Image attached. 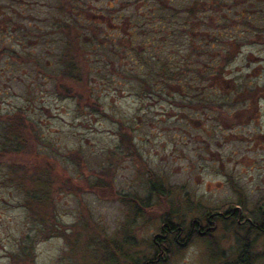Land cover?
Masks as SVG:
<instances>
[{"label":"rangeland","instance_id":"rangeland-1","mask_svg":"<svg viewBox=\"0 0 264 264\" xmlns=\"http://www.w3.org/2000/svg\"><path fill=\"white\" fill-rule=\"evenodd\" d=\"M155 1L90 0L89 9L97 17L110 7L149 21L144 28L156 43L138 46L140 57L149 60L160 52L161 60L170 58L185 76L183 89L175 82L161 88L147 78L145 67L138 71L125 50L120 57L108 49L91 56L88 40L81 39L69 55L82 81L71 93L59 94L54 77L64 66L66 38L59 21L65 17L58 10L63 0H0V144L12 152L2 129L16 113L24 117L29 139L25 152L20 147L13 155L0 152V264H99L111 246L116 250L126 239L123 248L136 260L137 253L152 252L151 239L171 212V222L182 227L207 209L236 207L259 216L264 1L223 0L218 15L230 25L208 28L220 40L204 47L182 29L187 24L177 2L165 0L175 8L164 13L173 16L156 24L150 16ZM241 12L257 22V30L242 24ZM118 37L127 41L122 33ZM231 41L238 47L214 82L193 80L186 65L207 69L204 62H219ZM145 82L151 93L142 88ZM81 87L91 90L94 106L85 94L78 96ZM150 175L156 176L159 193L150 192ZM33 187L51 190L43 209L26 204L24 189L31 193ZM232 224L220 220L209 239H194L166 264H264V235H251L248 255L240 259L237 235L243 232Z\"/></svg>","mask_w":264,"mask_h":264},{"label":"trees","instance_id":"trees-1","mask_svg":"<svg viewBox=\"0 0 264 264\" xmlns=\"http://www.w3.org/2000/svg\"><path fill=\"white\" fill-rule=\"evenodd\" d=\"M171 3L177 2V7H182V10H179V14H182L184 16V22L187 24V28L183 27L182 29L184 32H186L189 36L192 38V43L197 44L198 46L204 47L209 46V43L213 42L214 40H220L219 36L214 34H208L207 29L211 30L212 25H221L225 28L230 25V22H228L227 17L225 15L221 16L218 15L220 12L221 5H225V1L223 0H191L190 3L183 4L181 1L176 0H168ZM264 1V0H263ZM89 2L90 0H63L62 3L59 4L58 10L62 13L63 17H65L63 20L59 21L61 31L64 32L65 38H66V46H65V53L61 57V62L64 64L63 68L60 70L59 74H57L54 77V82L56 84V89L59 94L62 92L65 94L66 91L70 92L72 91V86L75 84H79L82 81L81 75L79 73V70L75 67L73 64L72 56H70L71 47L72 45L77 46L75 44V40H88L85 43L86 50L90 52L91 56L96 54V51H103L105 49H108V52L110 53V56L117 57L122 56L123 52L126 51L127 54H124L126 56L129 55L130 61L135 67L138 66V71L143 70L145 67L147 69L146 76L149 79L156 81L158 80L160 82L161 88H167L172 82L183 89V83L182 79L185 78V76L182 74L181 68L175 67L172 64L171 59H165L161 60L160 52L154 53L153 55L149 56V60L144 61L141 59V54L138 51V46H146L149 45V47H153V44L156 43L154 41V34L151 32V34L148 32L147 29L144 28L145 22H149L146 20H140L138 18L139 15L132 14L129 16H125L124 13H116V12H110V7L105 8V13L101 12L100 16L105 19V21H100L98 17L93 14V12L89 9ZM141 2V1H140ZM181 2V3H179ZM155 5L152 7V14L150 16H153V18L157 19L156 24H162V22H169L168 19L165 18L167 16L169 19L173 15H166L164 13L165 10L175 8L173 5H165V0H156ZM224 4V5H223ZM209 13H212L211 15ZM247 14V13H246ZM246 14L241 12L238 14V17H240L243 25H249L257 30V22L251 23L247 21ZM261 17V16H260ZM260 21V20H259ZM11 22V21H10ZM154 22V21H152ZM14 23H16L14 21ZM109 23V27L107 28L106 25ZM110 23L115 24V28H110ZM13 25V23L11 22ZM191 24H194L195 26H192ZM11 25V27H12ZM102 26V27H101ZM190 26V27H189ZM202 27H204L203 34H200L202 32ZM13 28V27H12ZM101 28V29H100ZM159 31V30H158ZM122 33V37H126L127 41H121V38L118 37ZM175 33V32H174ZM173 33V34H174ZM150 34V36H149ZM198 36V37H197ZM202 36L201 40H198V42H195L196 38H199ZM174 37V36H173ZM118 40V41H117ZM210 40V42H208ZM236 41H231L230 45H228L226 53H223L221 55V60L219 62H216L213 64L205 63L204 65L208 66L207 69H199L191 67L192 65H186V68H188L190 76L193 75V80L196 79H202L206 80L207 82H214L212 77L215 75H218V73L221 71L222 66L226 63V59L230 56L231 52L238 47L236 44ZM125 50V51H124ZM198 50V49H197ZM133 57H137V59H134ZM15 58V57H13ZM122 58V57H121ZM190 58V56H188ZM91 62V61H90ZM198 69V70H197ZM124 72H129L124 70ZM207 74H209L207 76ZM149 82V81H148ZM148 82H145L142 85V88L148 91H151L152 86L148 84ZM75 83V84H74ZM157 88V85L154 86ZM80 90L83 93H79V97H82L83 94H85L86 102L91 103L92 106L96 104L95 101H93L91 98V90L86 89L84 87H81ZM151 93V92H148ZM90 99V100H87ZM80 101V100H79ZM7 124L4 125V128L2 129L5 137L4 139L6 142H9V148H12V152L5 147L6 145L2 143L0 152H3V156L7 151L15 154L19 149L21 148V151H26L29 146V139L23 134L24 129H27L25 125V119L24 117H21L20 113H16L14 116L8 117L6 120ZM17 147V149H15ZM1 154V153H0ZM14 157V156H13ZM1 162V160H0ZM37 180V179H36ZM39 180V179H38ZM37 180V183L39 184ZM32 185L35 184L32 182V179H30ZM16 182V181H14ZM150 186L149 190L152 193H159L162 189L159 185L156 176L150 175L149 180ZM41 184H49L48 182H42ZM16 186L20 188L22 187V182L19 180L15 183ZM47 186V185H46ZM34 189V187H33ZM41 191V192H40ZM25 193V200L26 204H30L33 202L34 205L32 210L34 209H43L44 206L47 205L48 197L51 196V190L41 189L36 190L34 189V192H29L28 190L24 189ZM39 193V194H38ZM142 206L146 207L147 204L145 202L141 203ZM240 205H244L242 203H238ZM264 204V202L262 203ZM29 205V206H30ZM244 207V206H243ZM242 207V209H243ZM200 208V207H197ZM245 210V209H243ZM202 211V210H201ZM246 211V210H245ZM245 211L243 214H246ZM203 212V211H202ZM214 212H217L216 210H205L201 216H208ZM172 213V212H171ZM171 213H166L168 215H164L163 222L170 224L171 219ZM40 215V212L39 214ZM43 215L46 216V214L43 213ZM247 215V214H246ZM258 217H251L256 224L263 223L260 212L258 213ZM45 223V220L43 219V216L40 220V224ZM48 223V221H46ZM235 223L233 224V226ZM236 227H238L240 230L243 229V227H240L238 224H236ZM244 236L237 235V242L240 245L241 252L239 254L240 259L243 257H246L248 255V251L246 249H250V239L249 237L254 234V230L252 228L246 229L243 231ZM260 234V233H257ZM243 260V259H242ZM241 260V262H242Z\"/></svg>","mask_w":264,"mask_h":264},{"label":"flooded vegetation","instance_id":"flooded-vegetation-1","mask_svg":"<svg viewBox=\"0 0 264 264\" xmlns=\"http://www.w3.org/2000/svg\"><path fill=\"white\" fill-rule=\"evenodd\" d=\"M259 212L261 217H263L261 218L263 221L261 224L254 223L251 217L243 214V212L236 207L217 211L208 216H200L197 219L191 220L186 227H182L180 224L174 225V223L171 222V216V223L168 224L163 222L160 233L152 237V252L149 255L141 256V254L137 253V259H131L127 256L126 250L123 248L128 240L126 239L122 242L123 245H117L118 249L116 248V250H112L113 246H111V251L107 250L105 252L106 254L100 259L99 264H166L172 258L175 251L185 248L194 239H209L220 220H229L233 222V224L235 222V224L243 227V229H241L242 232L252 228L254 234L264 235V204L260 206ZM239 236H244V232L240 233Z\"/></svg>","mask_w":264,"mask_h":264}]
</instances>
